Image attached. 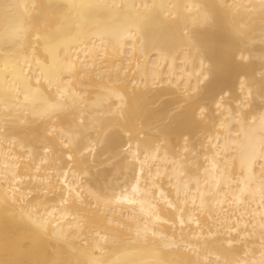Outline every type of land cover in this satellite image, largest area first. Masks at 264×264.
<instances>
[{
  "label": "bare ground",
  "instance_id": "bare-ground-1",
  "mask_svg": "<svg viewBox=\"0 0 264 264\" xmlns=\"http://www.w3.org/2000/svg\"><path fill=\"white\" fill-rule=\"evenodd\" d=\"M0 264H264V0H0Z\"/></svg>",
  "mask_w": 264,
  "mask_h": 264
}]
</instances>
